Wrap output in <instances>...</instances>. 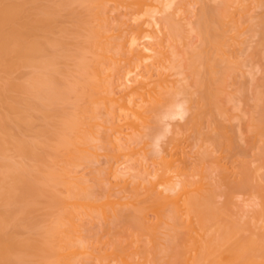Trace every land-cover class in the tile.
Masks as SVG:
<instances>
[{"label": "bare ground", "instance_id": "1", "mask_svg": "<svg viewBox=\"0 0 264 264\" xmlns=\"http://www.w3.org/2000/svg\"><path fill=\"white\" fill-rule=\"evenodd\" d=\"M0 264H264V0H0Z\"/></svg>", "mask_w": 264, "mask_h": 264}]
</instances>
